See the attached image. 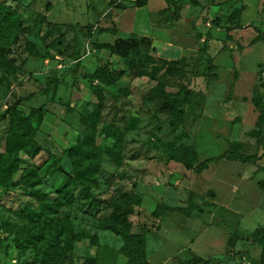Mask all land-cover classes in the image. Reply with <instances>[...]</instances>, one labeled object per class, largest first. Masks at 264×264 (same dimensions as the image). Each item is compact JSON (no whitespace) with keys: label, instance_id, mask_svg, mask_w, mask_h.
Returning <instances> with one entry per match:
<instances>
[{"label":"rangeland","instance_id":"374dc122","mask_svg":"<svg viewBox=\"0 0 264 264\" xmlns=\"http://www.w3.org/2000/svg\"><path fill=\"white\" fill-rule=\"evenodd\" d=\"M177 1L180 15L174 21L169 0H151V12L131 0H0L5 22L0 29V118L14 104L26 116L33 109L43 114L33 117L42 148L35 158L8 149L7 123L0 121V264L51 262L47 252L54 226L62 223H70L76 236L98 238L96 243L76 239L64 264H84L87 258L95 264H126L120 237L99 228L109 214L106 203L121 194L140 200L130 220L133 232L146 233L150 264H191L195 258L206 261L199 264L259 262L261 249L252 235L264 227V147L253 133L264 137V123L257 127L264 118V42L257 41L258 31L264 32V0ZM158 7L163 8L155 12ZM117 38H148L152 46L123 58L105 47L114 46ZM207 45L211 63L200 66ZM183 58L174 74L160 61ZM104 66L124 75L102 87L101 96L89 78ZM141 69L148 75L137 76ZM55 81L59 87L44 94ZM183 88L202 92L203 105L201 112L190 106L173 133L172 117L161 107L183 97ZM92 114L98 115L95 146L110 144L101 133L103 125L121 131L124 143L121 163L106 154L99 158L93 195L84 199V189L70 179L91 163L82 142L84 119ZM182 134L187 137L178 140ZM181 146L197 153L192 170L172 158ZM234 149L258 160L223 159L196 171L205 160ZM63 186H70L75 202L57 214L42 213L32 192L56 197ZM167 207L190 217L167 212ZM39 214L36 224L32 218ZM41 226L46 239L38 241L32 235Z\"/></svg>","mask_w":264,"mask_h":264},{"label":"trees","instance_id":"16d2710c","mask_svg":"<svg viewBox=\"0 0 264 264\" xmlns=\"http://www.w3.org/2000/svg\"><path fill=\"white\" fill-rule=\"evenodd\" d=\"M150 0H135L134 2L139 6H146ZM172 2L174 7V21L178 19L180 15V8L178 6L177 0H169ZM196 3V0H193ZM0 7L2 4L0 2ZM50 6H48L49 8ZM170 8L165 9L166 13H170ZM4 19L0 18V29L4 25ZM73 28H77L74 26ZM102 33L111 32V30L103 29ZM257 41L264 42V32L258 31ZM257 43V42H254ZM152 44L148 38H143L138 40L136 38L131 39H122L117 38L114 46H105L112 53L118 55L119 57L127 58L130 55L139 56L141 54V49L149 50ZM208 45L205 46V51L203 53L204 60H200L198 64L200 66H204L206 64L211 63V57L209 54ZM78 60V57H76ZM160 61L169 66L168 73L174 74L177 67L182 65L185 62V58L181 60H162ZM130 67L135 68L136 65L132 62H128ZM234 68H236V61H233ZM79 64H76V67ZM170 67H172L170 69ZM159 68L157 69V73L159 72ZM200 73V70H198ZM137 76H147L148 72L146 70L141 69L137 72ZM124 73L123 71L111 70L109 66H104L97 72H95L90 78L89 82L93 90L103 96L104 86H111L116 84L122 77ZM238 72L235 71V80L237 79ZM60 82H51L48 84L47 89L44 94L48 93V89L52 86L59 87ZM234 89V84L231 86L230 94L227 98V101H230L232 97V92ZM181 94L183 97L178 98L177 100L171 101L167 100L164 102V105L161 107V111L171 115V129L172 132L175 133L178 129L184 124L185 119L188 115V108L190 106H195L199 112L202 109V92L195 91L189 88H183L181 90ZM32 96V95H31ZM31 96L29 98H31ZM28 99V98H27ZM25 99V100H27ZM38 114L40 115V119L43 118L42 110L33 109L30 115L26 116L22 111L18 109L17 104H14L5 114L0 118L2 123H7L6 130L9 132L8 138V149L10 151H23L25 154L30 156L31 158L37 157L42 148L40 144L36 140L37 128L34 125L33 117ZM200 119V114L198 113L194 121H198ZM98 115L92 114L90 116L85 117L84 123L87 126L85 136L83 139L84 157L91 158V163L82 170H76L71 176L70 183L74 185L81 186L83 190V198L88 199L91 197L92 190L90 188L97 182L96 172L100 167L99 158L106 154L117 164L121 163V155L124 143V135L121 131H119L116 127L112 125H103L101 129V133L104 134V139L108 141L110 139V144L106 145L104 149H101L99 146H95L96 143V134L98 129ZM264 123V118L261 117L257 122V127L262 128ZM254 136L258 138L261 142L262 147H264V137H262L259 133L254 132ZM187 137L186 134H182L178 140H183ZM82 148H75V151H80ZM197 153L194 147H186L181 146L178 150H175L173 159L184 164V166L188 170H192L194 168L195 163L197 162ZM98 159V160H97ZM223 159H237L243 164H248L250 161L258 160L256 156H245L238 153L235 149L231 151L229 154H224L222 156L213 157L205 160L201 164H199L197 168V172L202 173L207 171L208 166L211 163L219 162ZM4 166V165H3ZM9 166V165H8ZM0 183L2 180L0 178ZM70 186L60 187L57 191V196L52 197L48 193H42L39 190H34L32 192V196L34 199L42 205V213L48 214H57L62 208H65L71 204H73L76 200L74 194L71 191ZM140 203L139 198L136 195H128L121 194L118 198H112L110 202L106 203V210H109V214L102 218L99 222V228L101 230L111 231L122 240V247L120 249L121 254L126 257V264H150L148 261L147 251H146V233L144 232H133V223L130 220V216L133 214V204L138 205ZM167 212L171 213H184L187 217H190L188 213H185L184 210L179 208H166ZM161 209L157 208L156 213H160ZM159 214L158 216H160ZM41 214L32 218L34 222L37 224L40 220ZM56 230V234L53 238L52 248L47 252V256L51 257V262L44 260V264H64L66 257L69 252H71L75 245V240L78 239L81 242L89 241L90 243H96L97 236L94 235H75L73 232V228L70 223H62L54 226ZM46 227L41 226L39 228V232L37 234L32 235L33 239H37L38 241H42L46 239ZM252 241L258 244L261 248L260 260L254 264H264V227H258L254 231L252 235ZM63 244V246L61 245ZM233 245V242L231 243ZM206 263L203 259H194L191 261V264H199ZM84 264H95V259L87 258Z\"/></svg>","mask_w":264,"mask_h":264},{"label":"crops","instance_id":"0c3cea01","mask_svg":"<svg viewBox=\"0 0 264 264\" xmlns=\"http://www.w3.org/2000/svg\"><path fill=\"white\" fill-rule=\"evenodd\" d=\"M131 1H135V0H131ZM148 6H149V9H150V12H151V0L148 2V4H147ZM165 6H166V3H165ZM165 6H163V7H165ZM163 7H158L156 10H155V12H157V10L158 9H161V8H163ZM167 9V8H166ZM153 13V12H152ZM167 23H169V22H167ZM259 43V42H258ZM260 247V246H259ZM261 249V248H260ZM261 252V251H260ZM161 257V256H160ZM160 259H162L163 260V257L162 258H160ZM195 259H198V258H195ZM201 259V258H200ZM194 260V259H193ZM259 260H260V257H259ZM149 261V260H148ZM192 261V260H191Z\"/></svg>","mask_w":264,"mask_h":264}]
</instances>
